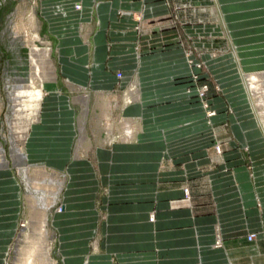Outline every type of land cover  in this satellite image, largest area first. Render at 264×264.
I'll list each match as a JSON object with an SVG mask.
<instances>
[{
    "label": "crops",
    "instance_id": "0c3cea01",
    "mask_svg": "<svg viewBox=\"0 0 264 264\" xmlns=\"http://www.w3.org/2000/svg\"><path fill=\"white\" fill-rule=\"evenodd\" d=\"M212 1L230 40L233 73L244 81L264 70V0ZM40 6L56 36L60 79L46 91L25 149L28 160L59 178L68 174L64 207L51 219L64 264H264V128L246 87L247 116L228 117L226 100L214 96L209 106L216 114L209 118L188 91L189 76L199 70L188 55L181 49L142 55L145 41L165 35V23H153L167 11L163 0H40ZM218 63L214 69L223 57ZM118 71L133 77L115 99L109 91L130 78ZM60 81L78 96L59 89ZM91 90L101 108L108 102L101 112L105 130L119 139L86 155L85 129L76 154L74 104L82 97L75 99H91ZM10 175L0 173V180L19 186ZM16 196L13 202L20 191ZM11 215L0 220V264L15 234Z\"/></svg>",
    "mask_w": 264,
    "mask_h": 264
},
{
    "label": "rangeland",
    "instance_id": "374dc122",
    "mask_svg": "<svg viewBox=\"0 0 264 264\" xmlns=\"http://www.w3.org/2000/svg\"><path fill=\"white\" fill-rule=\"evenodd\" d=\"M163 1L167 4V11L160 16V19L153 21V23H165L162 25V28L164 29L161 30L165 35L154 36L153 34L154 37H152L151 41L144 42V49L141 50L142 55H151L156 52L158 53L159 51L173 52L178 49H181L184 55H188L191 67L196 66L199 69L189 76L191 85L188 91H195L197 98L200 100L199 102H201V105L205 108L206 114L209 118L216 114L209 106V100L214 96H221L226 100L227 111L225 114H227L228 117L234 114L240 119L247 116L248 113H245V111H248V104L244 102V94H242L245 86L252 104L251 108L255 111L259 124L264 128V123L261 121L262 119L259 111L257 112L255 106L256 102L254 101L249 83L246 79L247 75L250 73H264V70H260L262 72L252 71L245 74L244 81L242 80L243 74L241 72L237 75L233 73L234 70L230 68L229 62L231 47L230 40L226 34L222 19H219V15L216 14L213 9V1ZM75 7L80 9L81 6L79 4ZM42 13L44 14V11L43 7L40 6V0H0V139L3 142L6 156L9 161L11 171L8 173L11 174V178L14 177L19 182L18 186L14 183H7V179L5 181L4 179L0 180V211L2 212L0 214V220L8 219L6 217L12 213L16 220L15 234L9 243L8 250L3 254V264H14L18 249H20V257L24 258V249L22 248L24 246L23 242L26 241L27 233L30 232L31 226H33L32 220L36 214L35 208L38 206L39 208H43L44 202L47 201L50 196L52 197L48 190L47 195L50 196L48 198L45 197L44 201V198L41 199V192L34 189L29 183L27 184L23 171L19 166L24 163L27 164L30 169L29 171L32 173L35 166L40 163H34L33 161L28 160V157L23 160L20 159L21 157L16 154L15 140V135H18V131L22 129V126L17 119L18 117L15 115L18 107L16 96L19 93L21 86V83L19 82H22L23 79L24 81H28L29 79L27 78V75L33 74L34 72L40 73L45 68V63L43 61L44 58H41L42 54L39 55V53H33V56L30 55V48L32 46L36 45L42 49L46 47L52 48L51 61L54 66H56L57 76H59L58 65L56 62L58 60L55 46L56 36L50 32L49 22L45 20ZM220 57H223V65L214 69L215 65H219L218 62ZM34 63L38 64V67H35V69L33 67V65H35ZM211 68H213V70ZM117 74L118 76H121L123 73L118 71ZM123 75L122 79H128L130 77L126 86L124 84L122 86L117 84L113 90L109 91L115 99L122 98V94L126 87H130L131 85L133 76L131 75L127 77V74ZM59 79L60 78H58V81ZM34 80L35 82H38V78H34ZM36 84L39 85V83ZM55 87L56 84L49 81L43 83V101H45L46 98V91L49 88L53 89ZM58 88L62 89L63 92L68 93L71 98L78 96L77 92L69 91L68 87L62 81L59 82ZM90 93L91 99H88V109L90 108L89 114L88 116H85V129L88 131L87 133L90 138V140L86 141L88 143H84L88 147H85L87 150H83L87 151V153H85L86 155L92 153L94 145L99 143L108 144L111 140L119 139V133L117 131L112 135H108L105 130L106 125L105 121L102 119L101 112L104 111L103 109H105L108 102H103L101 108V106H99L101 102L98 101V96H95L97 94H95L93 90H91ZM234 95L237 96L236 98H238V101H235L233 106L229 100L230 97ZM84 96H79L75 100ZM43 101L42 105H44ZM78 101L80 103L72 104L75 105L77 114L79 115V138V120L83 119L84 116L82 113L83 105L79 99ZM34 102L31 104L32 110L38 107L37 102ZM112 103L115 102L112 101ZM25 109L27 110V105L22 108V110ZM115 117L118 119V112H116ZM226 123H230V121L228 120ZM225 126L227 127L226 124ZM28 134H30V131H28L27 137L29 136ZM83 147L84 146L82 145L81 149H83ZM214 151L217 154H220V150L217 146H215ZM47 167L49 168V166ZM6 172L7 171L0 170V173L4 174ZM61 173L60 177L64 187L63 190H59L56 202L48 212V223L46 227L48 231V256L53 264H64L63 253L60 250L59 233H57L55 231L56 229L51 226L53 213L56 211L59 212L64 207L61 203L62 195L69 178L65 171ZM52 188L55 189L54 187ZM52 188H50V191H53ZM19 191L20 199H18ZM183 191L187 198L189 195V188L186 186L183 188ZM14 195H17V202L15 199L14 202L12 200ZM9 199L11 200L10 202H8ZM29 199L33 200V205H30ZM7 208L12 211H7ZM153 219L154 216L152 214L150 221ZM38 236V234L35 235L36 241L39 238ZM251 236L255 237L252 233L247 236V239L250 240ZM217 242H219V240Z\"/></svg>",
    "mask_w": 264,
    "mask_h": 264
},
{
    "label": "bare ground",
    "instance_id": "6f19581e",
    "mask_svg": "<svg viewBox=\"0 0 264 264\" xmlns=\"http://www.w3.org/2000/svg\"><path fill=\"white\" fill-rule=\"evenodd\" d=\"M30 51H31L30 55H32L33 53L35 54L39 53V55L42 54L41 58H44L43 61L45 63L44 64L45 68L40 73L34 72L33 74L27 75V78L29 79L28 81H24L23 79L22 82H19L21 83V86H20V91L16 96V99L18 100V107L16 109L15 115L18 117L17 119L19 120L22 129L18 131V135H15V140H16V154H18V156L21 157L20 159L22 160L28 157L25 151L26 148L25 146L27 142V133L29 129L32 128L33 124L38 120L39 113L42 109L43 83L46 81H49L51 83L56 82L58 79L56 66H54L53 62L51 61L52 48L46 47L42 49L34 45L30 48ZM33 67L35 69V67H38V64L33 65ZM34 78L35 79L38 78V82L37 81L35 82ZM246 79L249 83V87L254 97V101L256 102L255 106L257 112L259 111L260 117L262 119L261 121H263L264 123V73L253 72L247 75ZM36 83H39V85ZM33 100L37 102V106H38L34 110L31 109V104L34 102ZM79 100L83 105L84 113H87L88 97L85 96L80 98ZM25 105H27V110L26 109L22 110V108L25 107ZM84 121L85 120L83 119L81 120V124L79 128L80 135L78 138L79 140L78 145L75 150L76 154L78 153V147H81V145H83L82 143L86 137ZM125 130H126V134L124 138L128 140L131 139V137L133 136L132 133L133 123L127 121ZM19 167L23 171L27 184L29 183L34 187V189H37V191L41 192L42 194L41 199L44 198L45 201V197L48 198L50 196L47 195L48 190L49 193H51L52 197L50 196L49 199H47V201L44 202L43 208H39V206L35 208L36 214L32 220L33 226H31L30 232L27 233L26 241L23 242L24 246L22 248L24 249V258L20 257L19 255L20 249H18L14 264H53L50 257L48 256L49 254L48 244H47L48 231L46 227L48 223V212L50 211L51 207L55 204L56 198L58 196L57 194L59 193V190L63 186V182L60 179L61 177L59 178L58 175H56V173L54 174L53 172L48 171V167L44 164H37L32 173L29 171L30 170L29 166L25 163L21 164ZM0 170L7 172L11 171L9 166V161L6 156L5 148L3 146V142L1 139H0ZM52 187H54L55 189H53ZM50 188H52L53 191H50L51 190ZM29 201H30V205H33V200L29 199ZM36 234L39 235L37 241L35 238Z\"/></svg>",
    "mask_w": 264,
    "mask_h": 264
},
{
    "label": "built area",
    "instance_id": "2783aa9c",
    "mask_svg": "<svg viewBox=\"0 0 264 264\" xmlns=\"http://www.w3.org/2000/svg\"><path fill=\"white\" fill-rule=\"evenodd\" d=\"M253 238V236H251L250 240Z\"/></svg>",
    "mask_w": 264,
    "mask_h": 264
}]
</instances>
